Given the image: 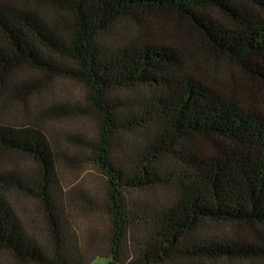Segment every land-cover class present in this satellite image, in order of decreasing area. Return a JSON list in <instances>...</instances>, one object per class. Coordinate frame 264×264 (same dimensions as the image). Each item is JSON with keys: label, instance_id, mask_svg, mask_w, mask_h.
<instances>
[{"label": "trees", "instance_id": "1", "mask_svg": "<svg viewBox=\"0 0 264 264\" xmlns=\"http://www.w3.org/2000/svg\"><path fill=\"white\" fill-rule=\"evenodd\" d=\"M53 9L49 19L26 1L0 0V81L34 91L56 79L85 87L86 109L53 105L42 115L97 119V136L77 150L107 179L109 226L80 234L73 225L60 148L40 124H0V156L30 158L41 171L0 175V253L18 264L264 260L261 237L239 242L203 231L213 222L264 227V110L207 82L200 56L179 45L107 40L125 19L170 17L199 39L201 56L264 89V0H55ZM21 71L33 75L29 82L16 83ZM169 190L168 201L145 195ZM11 191L41 205L44 239L26 230Z\"/></svg>", "mask_w": 264, "mask_h": 264}, {"label": "rangeland", "instance_id": "2", "mask_svg": "<svg viewBox=\"0 0 264 264\" xmlns=\"http://www.w3.org/2000/svg\"><path fill=\"white\" fill-rule=\"evenodd\" d=\"M26 1L31 6H37L47 18L55 16V0H11ZM145 20V19H144ZM108 36L109 42H128L138 38H155L156 40L179 45L187 56H200L197 72L209 83L214 84L224 92L234 93L247 105L264 110V89L246 81L241 73L231 64L208 53L201 56V42L195 36L186 32L170 17L162 15L149 16L139 23L125 19L117 23ZM33 75L21 71L16 83L29 82ZM38 90V89H37ZM86 89L77 81L56 79L49 84H43L38 91L28 86H14V82L2 84L0 81V124L8 126H25L40 124L50 140L60 149L59 177L62 186L72 199L69 212L73 216V225L80 234L90 229L98 228L103 233L109 226L106 211L108 182L100 169L89 161L90 155L77 150L83 140L95 138L98 134V121L93 116H60L46 117L42 112L53 105L86 109ZM70 109V110H71ZM79 148V147H78ZM38 178L40 167L30 158L8 154L0 156V175H13ZM152 202L168 201L174 197L172 190L152 191L145 194ZM10 204L20 218L29 234L44 239L47 233V221L41 205L32 197L19 191L8 193ZM206 235L234 238L237 241L253 242L264 239V227H249L225 222H213L204 226ZM262 242V241H259ZM264 243V241H263ZM0 264H18L12 257L0 253ZM91 264H109L107 258H97ZM186 264H264L258 261H220L195 262Z\"/></svg>", "mask_w": 264, "mask_h": 264}]
</instances>
